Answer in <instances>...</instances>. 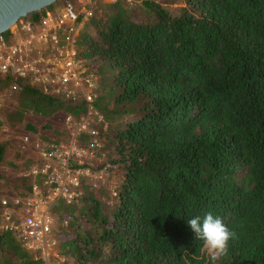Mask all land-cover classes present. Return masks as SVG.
<instances>
[{
    "label": "trees",
    "instance_id": "1",
    "mask_svg": "<svg viewBox=\"0 0 264 264\" xmlns=\"http://www.w3.org/2000/svg\"><path fill=\"white\" fill-rule=\"evenodd\" d=\"M70 1L23 19L37 24ZM177 1L183 7L169 11ZM139 8L105 4L77 34L75 60L94 82L89 105L79 93L55 98L0 76V91L18 103L10 122L25 112L76 120L90 107L116 124L106 164L121 180L111 205L90 189L52 213L61 264H213L188 224L208 213L235 234L215 264H264V0H141ZM89 140L82 134L77 144ZM4 151L0 143V163ZM0 264L36 263L0 232Z\"/></svg>",
    "mask_w": 264,
    "mask_h": 264
},
{
    "label": "built area",
    "instance_id": "2",
    "mask_svg": "<svg viewBox=\"0 0 264 264\" xmlns=\"http://www.w3.org/2000/svg\"><path fill=\"white\" fill-rule=\"evenodd\" d=\"M95 5L94 0H72L45 11L37 24L17 21L7 40L0 37V76L26 79L30 85L48 89L55 98L79 93L89 105L94 98V82L75 60L74 44L88 20L99 14ZM90 116L103 122L90 107L83 118H65L76 127L72 136L88 134V143L42 149L40 162L26 175L31 180L29 192L22 198L0 200V232L11 233L36 264H52L57 257L52 213L57 201L69 203L78 196L80 182L87 176L79 160L84 151L99 147L97 132L87 124Z\"/></svg>",
    "mask_w": 264,
    "mask_h": 264
},
{
    "label": "rangeland",
    "instance_id": "3",
    "mask_svg": "<svg viewBox=\"0 0 264 264\" xmlns=\"http://www.w3.org/2000/svg\"><path fill=\"white\" fill-rule=\"evenodd\" d=\"M94 1L95 7H98L99 10V14L96 13V15H103L105 13L104 5L108 2L106 0ZM140 1L123 0L122 3L127 11L139 14ZM166 7L169 11L175 12L177 8L183 7V4L177 1L166 5ZM12 29L13 27L10 30ZM85 29L87 28L81 31ZM42 90L44 93H49L48 89L42 88ZM15 95L11 90L0 91V143L5 144L3 161L0 163V200L6 202L21 193L25 186L30 185V178L26 175L32 165L40 162L42 149L52 145V142H57L58 146H78V136H72L76 127L68 123L62 113L58 112L50 117H42L25 112L21 123L10 122L7 116L18 104ZM124 122L126 119H122L119 125L117 123L118 127H122ZM24 124L31 125L35 132L31 133L25 130ZM87 124L89 127L90 125L97 127L98 133H96L95 140L99 142V147H93L82 153L79 161L81 167L87 171V176L81 180L78 194H83L91 189L106 206H110L115 189L121 180V175L116 168L106 164L109 156L114 157L115 155L113 147L116 144L114 138L116 124L115 121L99 123L92 116L88 117ZM54 223L55 228L57 226L55 219ZM60 225L61 223L58 222V226ZM54 241L57 254V241L55 239ZM202 252L205 257H209L203 247ZM51 262L52 264H61L62 258L57 255Z\"/></svg>",
    "mask_w": 264,
    "mask_h": 264
},
{
    "label": "clouds",
    "instance_id": "4",
    "mask_svg": "<svg viewBox=\"0 0 264 264\" xmlns=\"http://www.w3.org/2000/svg\"><path fill=\"white\" fill-rule=\"evenodd\" d=\"M188 224L197 239L202 241L203 249L213 264L227 254L229 241L235 234L228 229L221 218L208 213L203 219L196 216L188 220Z\"/></svg>",
    "mask_w": 264,
    "mask_h": 264
},
{
    "label": "water",
    "instance_id": "5",
    "mask_svg": "<svg viewBox=\"0 0 264 264\" xmlns=\"http://www.w3.org/2000/svg\"><path fill=\"white\" fill-rule=\"evenodd\" d=\"M58 0H0V35L10 31L17 21L38 13Z\"/></svg>",
    "mask_w": 264,
    "mask_h": 264
}]
</instances>
